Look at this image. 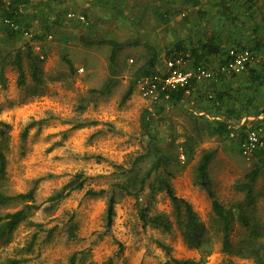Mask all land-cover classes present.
I'll use <instances>...</instances> for the list:
<instances>
[{"label":"rangeland","instance_id":"1","mask_svg":"<svg viewBox=\"0 0 264 264\" xmlns=\"http://www.w3.org/2000/svg\"><path fill=\"white\" fill-rule=\"evenodd\" d=\"M2 1L17 2L21 28L31 37L10 38L0 13V153L5 157L0 193L16 195L33 189V198L1 204L0 217L28 203L39 207L0 237V264L66 263L73 253L76 264H173V259L259 264L250 250L264 244V162L242 157L234 138L213 132L215 119L200 120L191 112L195 107L226 112L222 104L228 100L224 95L228 88L229 99L236 102L232 110H239L245 101L243 105L264 114L263 51L253 54L258 58V85L252 84L247 68L202 81L176 103L150 102L135 87L125 103L120 100L147 67L153 51L154 71L161 70L165 59L175 54L193 61L188 49L211 39L221 53L206 54L202 62L215 70L228 49L248 48L255 25L264 36V4L230 0L235 24L220 17L217 0H199L197 5L189 0ZM69 12L84 15V22L69 19ZM103 39L123 46L113 63L111 46L100 43ZM177 42L186 52L176 49ZM17 52L22 58V85L17 83ZM30 52L39 56L41 82L31 75ZM107 82L108 91L100 94ZM218 93L226 100L215 105ZM230 119L234 125L236 116ZM150 138L166 164H161L158 174L171 175L174 193L190 203L202 224L199 243L191 244L183 234V208L179 217L164 191L151 196L149 184L157 172H151L135 194L115 185L126 182L140 155L147 156L134 166L139 178L156 162L154 152H149ZM211 150L215 153L207 166V181L232 216L227 248L212 199L197 175L202 154ZM255 169L258 174L251 180ZM77 173L82 174V188L49 200ZM87 189L107 192L91 197L85 194ZM108 193L115 202L110 227L105 218ZM146 204L149 216L161 214L169 222L168 231L143 226L139 211ZM240 212L250 226L238 221ZM253 225L259 227L255 237L250 235Z\"/></svg>","mask_w":264,"mask_h":264},{"label":"trees","instance_id":"2","mask_svg":"<svg viewBox=\"0 0 264 264\" xmlns=\"http://www.w3.org/2000/svg\"><path fill=\"white\" fill-rule=\"evenodd\" d=\"M194 5H197L199 3V0H189ZM230 0H217L215 5L217 7V12L220 15V17H223L225 20L230 21L231 23L237 22V17L232 13L230 8ZM250 2V5L256 0H246ZM259 1V0H258ZM260 2V1H259ZM262 3V2H260ZM17 2L13 1L9 4H5L2 0H0V13L4 15V18H7L11 20L12 22L18 24L21 26V20L19 19L18 15V8L16 6ZM263 4V3H262ZM6 26V33L10 38L16 37L17 35H20L21 33L18 31H14L9 25ZM260 27L258 25H255L252 30L250 31V45L247 49H249L253 54L256 51H264V36L260 34L259 29ZM259 31V32H258ZM40 37V36H39ZM211 41V42H210ZM100 43H107L111 46V52L109 56L110 63H113L117 54L121 51L123 48L122 44L117 42L113 39H103L100 41ZM212 40L208 39L205 42H201L198 47H193L188 49L191 56L193 57L192 63H200L204 64L202 61L205 60L206 54H220V47H218L216 44H212ZM244 48V47H241ZM176 49L181 50L182 52H186V49L182 46L181 42L176 43ZM153 56L149 59L147 67L143 68L141 72L138 73V76H145L149 75L154 72V66L157 62V56L155 54V51H153ZM39 57V56H38ZM37 56H33L30 52V55L28 53L29 65L31 69V75L32 77L37 80L38 82H41L40 78V72H41V66L39 64V59ZM21 54L17 52L15 54V65L20 71L19 78L17 80V83L19 85H22L24 75L22 71L21 66ZM136 81V80H135ZM198 85L195 83L190 84L189 86H186L184 88H179L177 90H172L168 92V99L166 101H169L171 103H176L180 101L185 94L192 89L193 86ZM133 83H130L126 91L124 92L120 104L125 103V101L129 98L130 94L132 93ZM110 87V82H107L105 86L99 91L100 94H104L108 91ZM220 100V94L218 93L215 95V97ZM212 99V96L210 97ZM142 122L144 125L149 124L146 116L143 117ZM215 126L213 127V132L219 136L221 135H227L229 136L230 128L228 127V121H221L218 120L216 122ZM243 133V132H242ZM152 138H150V147L149 152L153 151L156 156V162L147 170L141 178L139 176H136L134 172L136 171L135 165L139 163L140 160H143L146 158V154L140 155L137 157L135 163L129 170V175L127 177V180L125 183H116V187L119 189L125 191L126 193H138L141 191L144 187L145 180L150 176L151 172H157L155 175L153 181L149 184V191L151 196L155 194L158 191H164L168 198L170 199L175 211L177 212V215L180 217L181 209L183 208V226H184V236L186 239L191 242V244L199 243V232L202 230V224L197 218L196 214L191 208V205L189 202L184 200L183 198L177 196L174 193V190L170 184L169 177L171 175L168 172H165V175H159L158 169L161 166V164H165L164 158L162 160V156H160L159 152L156 150L155 146L151 144ZM214 151H206L202 154L201 159L197 166V175L200 181L201 186L206 190L208 196L212 199L211 201V208L213 213L218 217V219L221 222L222 230H223V245L225 248L228 247V232L232 224V216L229 210H227L221 203L215 198L214 192L211 190L208 181H207V166L211 159L214 156ZM260 160V159H257ZM262 161V160H260ZM166 165V164H165ZM5 170V157L2 153H0V175L4 173ZM258 174V169H255L249 177L254 179ZM82 174L77 173L75 174L74 178L69 181L68 183L64 184L60 191L52 195L49 200L55 201L63 198L65 195L70 193V191L74 189H80L83 187V182L81 180ZM132 189V191L130 190ZM67 190V191H66ZM66 191V192H65ZM107 192L106 189H99V190H93V189H87L85 191V194L96 197V196H102ZM247 199L251 203L250 198V190L247 191ZM33 198V189L27 191L26 193H19L16 195H4L0 193V205L8 203L10 201L14 200H25V201H31ZM114 196L112 193H108L107 195V204H106V226L110 227L112 224L113 216H114ZM38 205L34 204H26L23 208L18 209L11 213H6L3 216L0 217V237H3L6 234L11 233L21 222L25 221L28 216V211L31 209L38 208ZM148 204H146L142 209L139 211V218L143 223V226L145 225H153L162 227L164 230L168 231L170 228V224L168 221H166L161 214H157L154 216H149L148 214ZM238 221L244 225V226H250L249 218L243 213L240 212L237 214ZM259 227L257 225H253L251 228V233L253 237L257 236L259 234L258 232ZM251 255L255 257V260L259 264H264V244H259L257 248H254L250 250ZM15 263V262H12ZM173 264H195L193 261L189 259H173ZM58 264H76V253H73L67 260L66 263H58ZM219 264H235L229 261H222Z\"/></svg>","mask_w":264,"mask_h":264},{"label":"built area","instance_id":"3","mask_svg":"<svg viewBox=\"0 0 264 264\" xmlns=\"http://www.w3.org/2000/svg\"><path fill=\"white\" fill-rule=\"evenodd\" d=\"M264 4V0H259ZM69 19H78L84 22L82 14L67 13ZM14 31L26 37H31L27 29L7 18L1 20ZM39 50V46L35 47ZM42 58V55H41ZM254 60L253 53L247 48L231 47L215 70L204 64L192 63L184 54H175L165 59L163 68L135 81V88L139 95L150 101L160 102L168 99V92L184 88L192 83L198 84L205 80L214 79L216 75H234L245 71ZM79 71H83L80 68ZM211 97V96H210ZM239 150L242 157L247 160L260 159L264 162V127L260 123L247 124L239 140ZM183 158V156H181Z\"/></svg>","mask_w":264,"mask_h":264},{"label":"crops","instance_id":"4","mask_svg":"<svg viewBox=\"0 0 264 264\" xmlns=\"http://www.w3.org/2000/svg\"><path fill=\"white\" fill-rule=\"evenodd\" d=\"M196 48V47H195ZM256 52H262V51H256ZM262 54H264V51L262 52ZM173 56V55H172ZM224 57V56H223ZM223 59V58H222ZM258 62V58L256 57V59L254 58V60L251 62V64L248 66V76L250 77L251 81L253 82L252 84H255L256 82V85H258V81L256 80L257 79V75H258V72L259 69H258V66L256 65V63ZM163 68V66H162ZM230 81V79H229ZM218 83H220V81H217L215 83V85H219ZM224 92V91H223ZM229 90L228 88H225V94L227 97H228V100L225 99L224 95L220 94V100L213 98L214 99V103L215 105H218V101L219 102H222L223 103V100H226V102H224L222 104L223 108H225L226 112L223 111V110H218V111H215L214 109H206V110H200L198 109V107H195V109H192V114L194 113L195 115H197V117H199L200 120L202 119H208V120H211V119H215L216 121H218L217 119H220L221 121H228V127L230 128V132H229V136L234 138L238 144H239V140L242 136V132L244 131V126L246 127L247 124H253V123H260L262 125V123L264 122V114L263 113H259V110H251L249 109L251 106H245L243 105V103L245 101H242V107L239 108V110H232V108L234 107L233 106V103L235 102L234 99H229ZM255 94V93H254ZM216 100V101H215ZM253 103V101L251 102ZM236 104V102H235ZM228 111V112H227ZM233 112V113H232ZM251 112V114H249L248 116H245L246 113H249ZM222 113V114H220ZM232 114V115H231ZM233 115L236 116V122L235 124L233 125L231 122L232 119H230ZM216 124V123H215Z\"/></svg>","mask_w":264,"mask_h":264}]
</instances>
